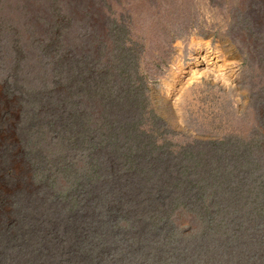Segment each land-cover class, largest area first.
Segmentation results:
<instances>
[{
	"label": "rangeland",
	"instance_id": "obj_1",
	"mask_svg": "<svg viewBox=\"0 0 264 264\" xmlns=\"http://www.w3.org/2000/svg\"><path fill=\"white\" fill-rule=\"evenodd\" d=\"M0 264H264V0H0Z\"/></svg>",
	"mask_w": 264,
	"mask_h": 264
}]
</instances>
